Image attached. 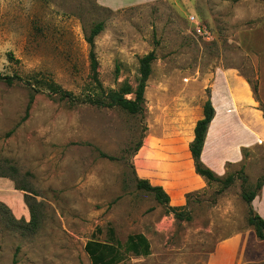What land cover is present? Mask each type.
Returning a JSON list of instances; mask_svg holds the SVG:
<instances>
[{
  "label": "rangeland",
  "instance_id": "rangeland-1",
  "mask_svg": "<svg viewBox=\"0 0 264 264\" xmlns=\"http://www.w3.org/2000/svg\"><path fill=\"white\" fill-rule=\"evenodd\" d=\"M105 1L0 0V75L32 86L0 82V172L8 175L0 178V204L25 223L28 204L38 220L34 232L9 229L0 208V264H91L85 244L110 242L109 229L122 252L128 236H144L150 246L149 256L124 254L120 264H207L219 242L251 228L241 194L264 179L263 145L226 166L221 179L235 175L231 186L205 182L178 206L184 180L167 175L159 144L169 147L181 108L195 110L215 73L257 79L264 106V0H129L120 8ZM98 23L94 53L104 89L124 82L134 89L138 60L156 56L142 115L35 92V80H44L86 95V38ZM137 180L161 183L172 202L160 205L136 188ZM173 209L190 220H177Z\"/></svg>",
  "mask_w": 264,
  "mask_h": 264
},
{
  "label": "crops",
  "instance_id": "crops-1",
  "mask_svg": "<svg viewBox=\"0 0 264 264\" xmlns=\"http://www.w3.org/2000/svg\"><path fill=\"white\" fill-rule=\"evenodd\" d=\"M127 1L129 0L105 2L109 7L120 8L124 7ZM209 96L215 116L208 127L200 161L215 175L221 177L225 174L227 165L242 161V150H249L258 145L264 146V119L250 86L235 70L215 73L209 85ZM206 100L207 96H201L194 111L190 109L188 103L184 104L178 119H175L173 126L175 136L172 135L174 138L172 137L171 144L168 147V142L165 140L164 144H159L164 147L163 153L168 159L167 175L181 177L184 180L178 183L179 189L183 190L181 198L179 197L175 204L178 206L183 204L186 194L205 186V181L195 174L189 145L194 139L196 123L203 118V105ZM159 145L157 144L158 147ZM147 151L154 155L157 150L148 148ZM185 164H188V170L185 169ZM153 185L164 189L161 183L155 182ZM260 193L261 196L264 194V186ZM262 198L258 199L257 196L251 206L255 213L264 219ZM169 199L171 200L170 196ZM263 262L264 241L257 239L253 228L219 242L207 259V264H262Z\"/></svg>",
  "mask_w": 264,
  "mask_h": 264
},
{
  "label": "trees",
  "instance_id": "trees-1",
  "mask_svg": "<svg viewBox=\"0 0 264 264\" xmlns=\"http://www.w3.org/2000/svg\"><path fill=\"white\" fill-rule=\"evenodd\" d=\"M103 24H96L90 31V35L86 38V43L89 46V77L91 87L86 95L79 99L75 97L72 93L64 91L60 86L52 81L37 82L35 84L39 87L36 88L35 92H47L51 97L57 98L59 100H66L71 103L80 102L82 104L90 105L96 108L112 109L118 108L129 115H142L144 111V94L146 91V83L151 76V66L156 60L154 52H151L138 60V74L139 78L136 87L133 89L127 82L122 83L118 89H104L98 79V62L94 53V39L102 32ZM22 82L26 86L32 88L29 81L24 80L21 77H5L0 75V82L6 85H12L13 82ZM245 81L250 86L252 94L259 105V111L262 112L264 119V106L258 99V82L257 79L253 83L247 78ZM131 98L128 99L127 97ZM32 99L29 101L26 110L25 117H28V112L30 110V105ZM215 116V111L212 107L209 92L207 93V100L203 105V118L199 120L194 128V139L189 145V152L194 165V171L197 176L202 178L206 183H220L228 188L232 185L235 175L221 179L215 175L211 170L205 167L200 161L201 152L203 149L205 137L207 134L208 127ZM141 145H137L135 153L138 152ZM246 150H242V156L245 157ZM100 157L108 160H114L111 157H107L100 153ZM9 172L13 175L17 174V171L10 167ZM0 178H8V175L0 172ZM10 178V177H9ZM12 180V179H11ZM243 184L246 183V179L242 178ZM264 186V179H260L254 185L251 191H243L241 198L243 202L249 206L247 224L249 227L253 228L256 237L260 241H264V220H262L251 208V204L254 199L258 196L262 187ZM136 188L143 192L153 195L156 202L160 205H167L169 203V197L164 192L161 187H153L148 181L137 180ZM16 191L25 192L24 187L15 186ZM26 199V197H25ZM27 204V203H26ZM30 212V221L25 223L23 220L16 221L14 217L9 214L4 205L0 204V208L6 214V225L9 229H22L26 232H34L38 228V220L35 216L33 208L27 204ZM175 213V218L179 221H189L190 219L183 218L180 213V209H173ZM108 236L110 237V242H99L90 240L85 244L84 251L90 258L91 264H120L124 260V256L131 254L134 257H147L150 255V246L148 241L144 236L135 235L128 236L126 240V245L122 252V246L114 238V233L111 229L108 230ZM125 254V255H124ZM264 264V262L262 263Z\"/></svg>",
  "mask_w": 264,
  "mask_h": 264
},
{
  "label": "built area",
  "instance_id": "built-area-1",
  "mask_svg": "<svg viewBox=\"0 0 264 264\" xmlns=\"http://www.w3.org/2000/svg\"><path fill=\"white\" fill-rule=\"evenodd\" d=\"M197 33L200 34V30H197Z\"/></svg>",
  "mask_w": 264,
  "mask_h": 264
}]
</instances>
